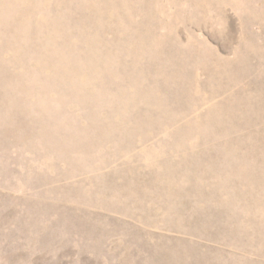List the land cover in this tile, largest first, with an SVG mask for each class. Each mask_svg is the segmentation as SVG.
I'll return each instance as SVG.
<instances>
[{"label":"rangeland","instance_id":"1","mask_svg":"<svg viewBox=\"0 0 264 264\" xmlns=\"http://www.w3.org/2000/svg\"><path fill=\"white\" fill-rule=\"evenodd\" d=\"M262 47L264 0H0V264H264Z\"/></svg>","mask_w":264,"mask_h":264},{"label":"bare ground","instance_id":"2","mask_svg":"<svg viewBox=\"0 0 264 264\" xmlns=\"http://www.w3.org/2000/svg\"><path fill=\"white\" fill-rule=\"evenodd\" d=\"M254 15H259V12H257V13H253ZM250 15L252 16V14L250 13ZM246 41H249V40H246ZM245 41V42H246ZM247 44L251 47L252 45L250 44V42H247ZM253 47V46H252ZM152 51V50H151ZM259 59L261 60L262 59V61L264 60V47H262V49H261V56L259 57ZM233 66V67H232ZM257 67H260L259 66V64H257ZM244 68V63L241 61V59L240 58H238V59H236V60H234L233 62H232V64H231V68L229 69H222L221 70V76L222 77H224L225 79H227V80H232L233 82H235L236 83V81L238 80V77H236V75H238L239 73H240V71L242 70ZM149 71V70H148ZM187 71V70H186ZM186 71L185 70H182V72H181V80H184L183 82H187L188 80H187V74H186ZM238 73V74H237ZM176 83V82H175ZM159 87V86H158ZM164 96V95H163ZM170 98V97H169ZM264 100V99H263ZM154 102H156V101H154ZM163 104V103H162ZM147 106V105H146ZM144 107V106H143ZM166 108V107H165ZM164 109V108H163ZM167 109V108H166ZM170 110V109H169ZM174 115V114H173ZM234 115H237V114H234ZM169 118H170V116H169ZM178 118V117H177ZM158 119H160V118H158ZM166 119V118H165ZM175 119V118H174ZM155 120H156V118H155ZM177 120V119H176ZM157 121V120H156ZM159 121V120H158ZM161 121V120H160ZM169 121H170V119H169ZM173 122V121H172ZM175 122V121H174ZM156 124V123H155ZM175 128V127H174ZM154 129V128H153ZM210 130V129H209ZM156 131V130H155ZM154 132V131H153ZM209 132V131H208ZM143 133H145V132H143ZM171 133V132H170ZM174 135H176V134H174ZM156 136V135H155ZM171 137V136H170ZM182 137V136H181ZM163 138V137H162ZM176 138V137H175ZM185 138V137H184ZM149 139V138H148ZM147 139V140H148ZM161 139V138H160ZM189 139V138H188ZM147 142H149V141H147ZM165 142V141H164ZM180 142V141H179ZM185 142V141H184ZM163 143V142H162ZM165 143H167V142H165ZM164 144V143H163ZM177 144V143H176ZM181 146V145H180ZM163 148H161V150H162ZM165 154V153H164ZM166 158V157H165ZM169 158V157H168ZM198 159V158H197ZM262 159V158H261ZM155 160V159H154ZM195 160V159H194ZM200 160V159H199ZM149 161V160H148ZM160 161V160H159ZM153 163V162H152ZM158 163V162H157ZM164 162H162V164H163ZM202 164V163H201ZM168 165V164H167ZM202 165H204V164H202ZM151 166V165H150ZM159 167V166H158ZM173 167V166H172ZM129 169V168H128ZM131 169V168H130ZM150 169V168H149ZM173 169V168H172ZM238 169V170H237ZM237 169H236V172H238V173H244L245 174V169H240L239 167H237ZM159 171V170H158ZM234 171V170H233ZM240 171V172H239ZM185 172V171H184ZM181 173V172H180ZM221 173V172H220ZM165 176V175H164ZM167 176H169V175H167ZM226 178V177H225ZM178 180V179H177ZM202 193V192H201ZM221 205H222V203H221ZM231 207V206H230ZM235 207V206H234ZM250 209V208H249ZM230 211V210H229ZM232 211V210H231ZM240 212V211H239ZM234 215V214H233ZM236 216H237V214H235ZM218 216V215H217ZM222 216V215H221ZM220 216V217H221ZM241 216V215H240ZM208 219V218H207ZM226 219H228V218H225V220ZM232 219V218H231ZM237 219H239V217L237 218ZM199 220V219H198ZM203 220V219H202ZM211 220V219H210ZM201 221V220H200ZM197 222V221H196ZM199 222V221H198ZM207 222V221H206ZM253 222H251V224H252ZM200 224V223H199ZM209 225V224H208ZM240 225V224H239ZM212 229V228H211ZM192 231H194V230H192ZM198 231V230H197ZM192 233H194V232H192ZM197 233V232H196ZM195 233V234H196ZM198 235V234H197Z\"/></svg>","mask_w":264,"mask_h":264}]
</instances>
